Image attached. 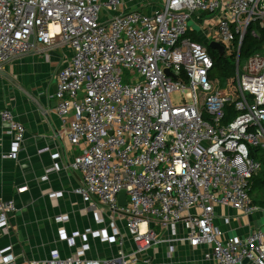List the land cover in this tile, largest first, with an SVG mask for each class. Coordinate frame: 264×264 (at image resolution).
<instances>
[{"label":"built area","instance_id":"built-area-1","mask_svg":"<svg viewBox=\"0 0 264 264\" xmlns=\"http://www.w3.org/2000/svg\"><path fill=\"white\" fill-rule=\"evenodd\" d=\"M137 2L0 0V65L37 45L72 49L53 98L62 123L72 114L66 139L80 148L71 164L83 176L75 193L124 216L132 238L131 253L91 259L82 247L67 257L53 251L41 264H138L170 242L154 229L179 222L186 229L180 240L205 247L211 264H264V224L241 237L216 225L218 208L264 217L251 196L261 165L250 156L253 149L264 153V54L244 62L238 55L248 34L264 30V0H163L150 14ZM198 14L215 21L204 26L207 44L235 54L233 87L210 81L212 58L188 25ZM173 92L185 94L181 104L171 102ZM230 105L236 116L226 120ZM0 120L12 136L7 158L15 159L25 128L7 109ZM15 211L13 201L0 200L3 232ZM231 220L221 217L225 225ZM9 251L0 250V264L13 263Z\"/></svg>","mask_w":264,"mask_h":264},{"label":"crops","instance_id":"crops-1","mask_svg":"<svg viewBox=\"0 0 264 264\" xmlns=\"http://www.w3.org/2000/svg\"><path fill=\"white\" fill-rule=\"evenodd\" d=\"M141 3L144 0L134 5ZM162 4L163 0L155 10ZM141 10L147 11L145 3ZM206 17L198 14L192 18L196 29L191 27L190 34L203 44H207L209 33L205 30ZM71 57L68 45H37L0 65V110L11 111L25 128L21 151L15 159H8L12 136L0 120V200L13 201L16 207L7 232L0 229V250H10L12 264H41L53 251L67 257L82 247L91 259L133 250L124 216L110 211L96 198L84 200L75 193L83 176L71 164L80 155V148L66 139L72 114L62 123L53 98L57 75ZM225 216L232 219L229 225L221 221ZM261 218L260 213L239 218L231 208H218L216 225L229 237H241L260 226ZM154 230L170 242L148 251L138 264L144 260L147 264H211L204 259L205 247L193 249L180 240L186 235L183 222Z\"/></svg>","mask_w":264,"mask_h":264},{"label":"trees","instance_id":"trees-1","mask_svg":"<svg viewBox=\"0 0 264 264\" xmlns=\"http://www.w3.org/2000/svg\"><path fill=\"white\" fill-rule=\"evenodd\" d=\"M189 37V34H187ZM194 41L199 42L194 35H191ZM207 48L209 55L213 61V68L210 71V81L218 85L220 88L225 86H234L235 84V54L231 56L220 57L215 51L209 49L208 44H204ZM255 54H264V30H260L258 37H251L249 34L244 38L239 55V62H244L249 57ZM236 116V112L232 109V105L226 107V120ZM252 159L260 162L261 171L256 177L252 179L251 196L253 198L254 204L256 203V198H258L260 192L264 191V153L262 151L253 149L250 152ZM264 206V202L258 204Z\"/></svg>","mask_w":264,"mask_h":264},{"label":"rangeland","instance_id":"rangeland-1","mask_svg":"<svg viewBox=\"0 0 264 264\" xmlns=\"http://www.w3.org/2000/svg\"><path fill=\"white\" fill-rule=\"evenodd\" d=\"M141 1L143 2V0H141ZM151 1H153V2H151ZM151 1L150 0H148V1L144 0V3L146 4V9H147V11H145V12L148 13V14H150L151 12H153L159 6V4L161 3L162 0H151ZM144 3H142V4H144ZM128 6H131L132 7L133 4L130 3ZM214 22L215 21H214V19H212L211 16L205 21V23H207L209 25H213ZM188 25H189V27H193V28L196 29V26L193 24V21L192 20H190L188 22ZM206 43H208V42H206ZM184 99H185V94H182L180 92H173L170 95V100H171V102L174 105L181 104ZM186 101H187V99H186ZM262 202H264V191L260 192L258 198H256V203L260 204ZM258 204H256V205H258ZM259 224H260V226H262L264 224V219L263 218L260 219Z\"/></svg>","mask_w":264,"mask_h":264},{"label":"water","instance_id":"water-1","mask_svg":"<svg viewBox=\"0 0 264 264\" xmlns=\"http://www.w3.org/2000/svg\"><path fill=\"white\" fill-rule=\"evenodd\" d=\"M33 42V39L30 40V43ZM208 47L210 50L215 51L220 57L224 56V47L222 45H220L217 42H210L208 44ZM164 73L168 76H170V73L167 69L164 70ZM175 79V78H174ZM127 201H126V191L123 188L118 196V205L121 207H124L126 205ZM262 232H264V227L261 229ZM246 260L244 261V264H246Z\"/></svg>","mask_w":264,"mask_h":264}]
</instances>
